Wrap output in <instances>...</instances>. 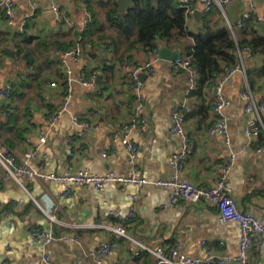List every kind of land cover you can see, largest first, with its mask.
Instances as JSON below:
<instances>
[{
	"label": "crops",
	"instance_id": "obj_1",
	"mask_svg": "<svg viewBox=\"0 0 264 264\" xmlns=\"http://www.w3.org/2000/svg\"><path fill=\"white\" fill-rule=\"evenodd\" d=\"M14 1L16 13L9 25L0 9V35L5 32L13 39L25 32L31 39L30 47L37 40L58 41L60 47L50 48L46 44L48 48L36 52V61L42 62L35 69V64L27 66L15 55L5 53V47L14 52L11 42L0 43V89L14 87L12 101H0V141L17 159L27 148H36L29 166L50 175L64 171L68 156L66 139L73 136L72 170L118 174L131 170L119 131L134 115H139L145 121L129 130L128 139L138 148L137 174L148 183L120 186L107 182L100 190L76 184L63 195V185L53 179L24 177L22 186L13 178H4L0 164V264L5 260L10 264H39L43 256H49L55 264H97L92 253L99 242L109 238L106 226L115 223L111 212L126 215L130 207L135 216L124 222L129 238L119 239L99 264H156L154 256L141 245L155 248L174 241H179L183 253L190 257L204 258L208 250L214 255L237 257L240 231L236 223L221 222L217 208L208 200L194 204L181 200L169 205L172 190L153 182L170 174L169 158L179 146L178 136L170 131L171 111L186 102L193 107L185 111V130L193 142V151L186 160L183 178L196 185L211 186L221 174L220 167L227 165V186L239 208L264 219V125L255 134L245 133L256 116L246 110V101L240 96L247 82L258 103L264 98V78L254 71L251 85L247 74L237 72L223 84V94L230 102L224 110L227 137L209 134L215 119L214 84L204 86L199 94L189 95L188 72L171 70L172 60L162 58L158 52L164 47L171 52L178 50L182 56L181 42L159 43L153 49L155 54L141 44L125 50L123 43L114 45L109 39L87 43L82 54L67 58L71 78L68 82L61 59L65 52L75 48V33L84 30L89 21V7L100 22H105L100 1L55 0L64 20L57 19L49 0ZM189 5L193 13L187 15L186 24L192 32L204 28L206 19L212 30L228 27L226 18L234 25L250 9L254 13L251 21L259 17L257 24L264 23V0H232L224 7V14L218 7L203 13L202 3L196 0H189ZM195 11L201 12V16L196 18ZM243 26L235 30V38L241 37ZM105 29L112 32L108 25ZM148 60L153 70L141 73L142 87L137 94L129 72L132 65ZM253 63L258 68L264 64V58L256 57ZM244 66L247 69L252 64L244 59ZM83 72L87 76L95 73V83L81 84ZM55 110H60L61 116L48 128V117ZM74 116L88 123L82 135H78L81 128ZM40 130L47 134L43 144L39 140ZM52 203L58 206L59 220L51 225L40 206ZM32 226L50 228L54 238L48 242L34 240L30 234ZM65 236L71 239L66 240ZM260 242L256 238L251 241L249 264H264V247L260 248Z\"/></svg>",
	"mask_w": 264,
	"mask_h": 264
},
{
	"label": "built area",
	"instance_id": "obj_2",
	"mask_svg": "<svg viewBox=\"0 0 264 264\" xmlns=\"http://www.w3.org/2000/svg\"><path fill=\"white\" fill-rule=\"evenodd\" d=\"M202 3V12L208 13L213 7H218L224 14V7L232 0H196ZM51 9L56 14L58 20H62L64 17L61 14L59 6L55 3V0H49ZM181 6L187 8L188 14H192L193 10L189 5V0H178ZM16 2L14 0H0V9L3 12L5 22L9 25L16 13ZM254 15L253 10L244 11L239 21L232 25L227 20L228 28L231 35L235 38V30L241 28L244 25V21L251 19ZM225 16V15H224ZM226 17V16H225ZM260 21V18H256ZM67 23L73 26V22L67 20ZM155 54V50L152 51ZM83 48L77 45L74 49L69 50L63 54L61 59L63 70L68 82H71L70 69L67 64L68 57L82 54ZM239 61L235 66L225 67L223 71L216 74L214 77V91L212 110L215 115V119L208 129L209 134H221L226 136L227 132V117L224 115V110L229 106L230 102L223 94L222 87L225 82H228L232 76L237 72H242L246 75V68L244 66V58L250 55L249 48L245 47L243 53L238 51ZM170 68L173 71L184 70L189 74L188 77V94L198 88L199 73L196 67L192 64L191 60L187 56H179L170 61ZM152 62L150 60L135 64L131 66L129 75L133 83V89L139 94L142 87V80L140 78L141 73H152ZM96 81V74L87 76L86 73H82L80 76L81 84L88 86L94 84ZM248 83L240 91V96L246 101L245 108L247 111H252L256 118L253 119L245 128V133L255 134L258 132L259 127L264 125V98L258 103L252 97L248 89ZM13 92V86L7 85L0 89V101L4 103L9 102ZM140 95L137 96V101L140 103ZM186 102H181L179 105L174 106L171 111V125L170 131L177 135L179 138V146L177 151L171 154L169 158L170 174L168 177L155 180L153 183L161 188H168L172 190V194L169 198V205H176L179 201L184 200L190 203H197L201 200L210 201L216 208L218 218L221 222H234L237 224L240 231L239 241V254L237 257H231L230 255L220 253L212 254L210 250L207 251V255L204 258L190 257L182 251V246L179 241H174L167 245H158L155 248H149L141 245V248L149 251L155 259L156 264H249V246L254 238L260 239V248L264 247V219H259L253 216L250 212L241 210L229 192L227 186L226 172L227 165L220 167L221 174L215 179L214 184L211 186H200L189 182L184 179L182 174L185 169L186 160L193 151V142L187 131L185 130V111H191L193 107L187 106ZM138 108L142 109V105H138ZM61 116L60 110H55L48 117V128L52 127L53 123ZM74 122L81 128L78 135H82L88 127V123L81 121L77 116L73 117ZM145 119L139 115H134L130 123H125L121 126L119 133L122 137V143L125 145L128 151V162L131 166V170L128 172H121L115 174L113 172H107L105 174H94L88 170L74 171L71 169V159L74 157L72 150V144L74 142L73 136H69L66 139V146L68 150V156L64 162V171L62 173L44 175L40 172L33 170L29 166V161L33 158L36 148L29 147L25 150L22 158L17 159L12 154L10 149L2 141H0V164L4 168V178H13L19 184H22L21 178L24 177H40L42 179H53L63 185V195L68 194L71 188L76 184H81L85 187H91L95 190H100L107 182H114L120 186L129 184L143 185L148 183V180L137 174L136 160L138 154V148L135 143L128 139V132L131 128L139 126ZM117 136V134H115ZM227 137V136H226ZM40 143L43 144L47 140V134L44 130L39 132ZM26 144L29 143V139H25ZM41 211L52 225L58 222V206L56 203L50 205L40 206ZM111 215L115 219V223L108 225L109 238H105L99 242L97 247L92 253V258L95 263L99 264L103 258H105L116 245V242L125 237L129 238L126 232L124 222L130 220L135 216L133 207H130L126 213L120 214L118 212H111ZM31 237L34 240L48 242L54 238V234L51 229H43L32 226L30 228ZM66 240H70L71 236H65ZM204 245V242H202ZM136 252V251H134ZM3 264H10L8 261H4ZM39 264H55L52 262L49 256H43Z\"/></svg>",
	"mask_w": 264,
	"mask_h": 264
},
{
	"label": "trees",
	"instance_id": "obj_3",
	"mask_svg": "<svg viewBox=\"0 0 264 264\" xmlns=\"http://www.w3.org/2000/svg\"><path fill=\"white\" fill-rule=\"evenodd\" d=\"M99 1L105 22H100L94 9L89 7L90 19L84 30L75 33L73 48L77 45L84 48L87 43L95 44L104 39H109L114 45L123 43L125 50L135 44L153 50L158 48L159 43L168 45L181 42L183 56L190 58L199 73L198 88L191 94H199L204 86L214 84L216 74L225 67L235 66L239 61L238 51L242 55L243 49L247 47L250 55L244 59L252 64L251 68L246 69L249 84L252 85L251 75L254 71L264 78V64L256 68L253 63L256 57L264 58V30H260L255 18L244 23L240 38H234L226 25L217 26L214 30L209 29L207 19L203 21L204 28L198 32L190 31L186 24L187 8L181 6L177 0H132L124 12L118 11L115 0ZM105 25H108L112 32L107 33ZM189 38L191 43L184 42ZM7 41L12 43L15 57L24 61L27 66L35 64V69L42 62L36 61V52L44 51L46 44H49L50 48L53 45L58 49L60 47L58 41L50 40H37L34 46L30 47L31 39L25 32L14 35L13 39L5 32L1 33L0 43ZM12 95L9 102L12 101ZM8 116L10 117V114Z\"/></svg>",
	"mask_w": 264,
	"mask_h": 264
},
{
	"label": "water",
	"instance_id": "obj_4",
	"mask_svg": "<svg viewBox=\"0 0 264 264\" xmlns=\"http://www.w3.org/2000/svg\"><path fill=\"white\" fill-rule=\"evenodd\" d=\"M131 1L132 0H116V3L118 4V10L119 12H124L126 10L127 7L130 6L131 4ZM194 15L196 18L200 17L201 16V12L199 11H195L194 12ZM259 27L264 30V23L262 22H259ZM4 51L5 53L10 56V57H14V52L12 49L8 48V47H5L4 48ZM159 55L162 57V58H165V59H169V60H173L174 58L176 57H179L180 56V52L178 50H175V51H168L167 49H165L164 47H161L159 49ZM141 74H140V78H141ZM235 264H239L238 262H235Z\"/></svg>",
	"mask_w": 264,
	"mask_h": 264
}]
</instances>
